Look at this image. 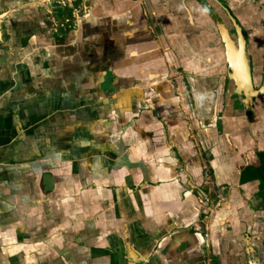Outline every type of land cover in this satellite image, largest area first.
Instances as JSON below:
<instances>
[{
	"label": "crops",
	"instance_id": "1",
	"mask_svg": "<svg viewBox=\"0 0 264 264\" xmlns=\"http://www.w3.org/2000/svg\"><path fill=\"white\" fill-rule=\"evenodd\" d=\"M202 2L1 14L0 264H217L228 227L253 223L255 185L240 187L242 161L216 135L225 63ZM63 5L77 7L67 24Z\"/></svg>",
	"mask_w": 264,
	"mask_h": 264
},
{
	"label": "flooded vegetation",
	"instance_id": "2",
	"mask_svg": "<svg viewBox=\"0 0 264 264\" xmlns=\"http://www.w3.org/2000/svg\"><path fill=\"white\" fill-rule=\"evenodd\" d=\"M3 1H0L1 8L3 7L2 11H0V16L9 11H11L10 13H14L23 9L25 6H38L40 4V0H20L16 3L14 0L9 2ZM215 1L216 3L219 2V9H215L214 6L208 2H206L203 7L210 18V22L214 27L219 43L223 48V62L225 63V71L221 74L225 79L226 86L224 90L219 93V103L216 105L215 109V115L217 116L216 122H218L215 127L216 135L222 137L230 149L237 152L236 154L239 160L242 161L239 173L240 187H244L245 184L250 183L255 185L253 195H255L258 200L259 208L264 217V184L261 182L260 178L255 177L254 171H251L253 170L252 168L260 166V153L264 151V30L262 31L264 26V20L262 21V19L264 17L259 16L264 15V9L256 11L249 10V12H247L239 9H232L224 0ZM76 2L77 0H72L73 4H76ZM253 5L254 7H264V3H260L259 1H256ZM63 7L66 8L68 12L67 15L63 14L64 23L67 24L71 22V17L74 16L73 11H75L77 7L72 5L69 10L66 5H63ZM215 16L218 18V21L223 24L229 37L234 42H236L237 39L235 24L240 28L247 49V62L252 92L246 93L240 91L233 82L232 69L229 67L225 53V44L219 27L217 26ZM246 16H248L250 20H247ZM247 24L253 27V30L256 32L255 34H249L246 28ZM57 26L58 25L54 24L52 28L56 30ZM177 71L182 72L183 70L178 69ZM107 84L111 89H107L106 92L113 94L117 92L116 89H114L115 84H113V79L108 81ZM231 127H235V132L231 130ZM191 133L194 137H197L198 132L195 129L192 128ZM188 135H190V133H188ZM227 138L228 141L226 140ZM208 150L209 148L205 149L201 145L199 146L200 155L203 159L202 176L204 184L207 186L212 183L214 175L213 169L207 161Z\"/></svg>",
	"mask_w": 264,
	"mask_h": 264
},
{
	"label": "water",
	"instance_id": "3",
	"mask_svg": "<svg viewBox=\"0 0 264 264\" xmlns=\"http://www.w3.org/2000/svg\"><path fill=\"white\" fill-rule=\"evenodd\" d=\"M200 2L202 1L200 0ZM217 3L219 5V2ZM201 5H204V3L202 2ZM215 19L217 20L216 23L225 44V53L229 67L232 69L233 82L236 85V88L246 93L252 92L247 62V49L239 26L235 24L237 39L236 42H234L216 16ZM243 204L247 205V203ZM252 216V218H255L253 223L249 219L251 216H249L245 221L246 226L242 228L241 232L238 231L237 226L235 225H230V227H228L226 233L228 239L225 246L227 255L225 257L217 255V264L220 263V260L223 261L224 259L226 264H264L263 213L260 211V208H258L257 213ZM239 233H242V235Z\"/></svg>",
	"mask_w": 264,
	"mask_h": 264
},
{
	"label": "trees",
	"instance_id": "4",
	"mask_svg": "<svg viewBox=\"0 0 264 264\" xmlns=\"http://www.w3.org/2000/svg\"><path fill=\"white\" fill-rule=\"evenodd\" d=\"M254 171L255 177L261 179V182L264 184V151L260 153V166L257 168H252Z\"/></svg>",
	"mask_w": 264,
	"mask_h": 264
}]
</instances>
